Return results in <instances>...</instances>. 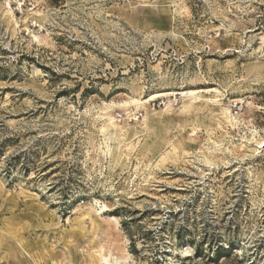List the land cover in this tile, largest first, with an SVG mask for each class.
I'll return each instance as SVG.
<instances>
[{
	"label": "rangeland",
	"instance_id": "obj_1",
	"mask_svg": "<svg viewBox=\"0 0 264 264\" xmlns=\"http://www.w3.org/2000/svg\"><path fill=\"white\" fill-rule=\"evenodd\" d=\"M263 41L264 0H0V264H264Z\"/></svg>",
	"mask_w": 264,
	"mask_h": 264
},
{
	"label": "bare ground",
	"instance_id": "obj_2",
	"mask_svg": "<svg viewBox=\"0 0 264 264\" xmlns=\"http://www.w3.org/2000/svg\"><path fill=\"white\" fill-rule=\"evenodd\" d=\"M7 5H9L8 3H7ZM264 42V41H263ZM185 92H187V91H185ZM184 93V92H183ZM197 93V91H193V90H191V91H189L188 92V94L189 95H194V94H196ZM155 95H152L151 97H149L148 99H144V100H138V99H136V100H133V103H135V104H145L146 102H148V101H150V100H153V99H155V98H158L159 96H163V94H165V93H161V94H157V93H154ZM170 94V93H169ZM181 94V93H180ZM185 94V93H184ZM187 94V93H186ZM233 118V117H232ZM264 140V139H263ZM263 143V145H264V141L262 142ZM259 145L261 146V144L259 143Z\"/></svg>",
	"mask_w": 264,
	"mask_h": 264
}]
</instances>
